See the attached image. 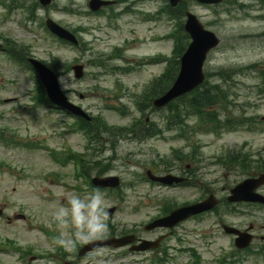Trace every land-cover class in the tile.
I'll return each mask as SVG.
<instances>
[{
  "label": "rangeland",
  "instance_id": "374dc122",
  "mask_svg": "<svg viewBox=\"0 0 264 264\" xmlns=\"http://www.w3.org/2000/svg\"><path fill=\"white\" fill-rule=\"evenodd\" d=\"M24 1L25 5L30 4L29 0ZM88 1L52 0L47 9L41 8L36 14L43 22L48 16L61 27L72 30L82 44V48L76 49L52 40L38 27L40 20L32 24L24 19L20 11L14 10L5 17L6 9L0 5V14H3L0 16V46L5 51H0V135L13 137L20 144H33L23 147L0 140V264H62L59 256L54 260L49 258L50 253L55 256L56 245L46 232L54 236L58 234L53 212L59 205H67L72 195L84 196L91 192L88 182L82 176H75V161L61 166L50 158V150L64 153L69 149L85 154L80 157L87 164L91 177L96 176L99 165H102L109 169L105 176L120 178L122 186L119 192L99 191L104 196L105 213L108 208L116 207L110 218L106 216V222L117 234L142 229L158 216L164 206L168 205L170 211L175 209L173 207L199 201L204 190L218 198H225L231 188L248 176L211 164L217 156L238 149L244 143L248 145L245 148L242 146V150L252 156L251 160L259 154L264 156V127L255 134H249L245 129L215 137L189 132L188 140L169 132L143 143L119 139L112 146L103 132L107 128L120 130L135 119H144L143 115L162 126L166 114L164 109L155 112L147 110L141 114L134 101L163 72L165 66L148 65L125 75L112 71V68L134 65L140 58L158 54L170 56L173 43L166 36L174 28V21L163 16L150 21L144 18V14H154L163 5L160 0H128L132 13L122 15L115 22L109 21L108 11L101 16L86 14ZM4 2L12 3L11 0ZM65 8L74 9L76 13L68 14ZM113 11H121V5H114ZM188 11L221 40L204 64L210 84L219 85L223 95H234L230 100L236 105L237 114L257 116L259 119L264 117V97L251 93L257 82L254 75L238 74L234 76L236 84L229 79L225 81L223 77L224 73L227 75V72L253 64H257V68L264 67V3L236 0L208 9L190 2ZM7 46L22 49L24 55L54 65L60 73V88L67 92L70 101L92 117L102 119L97 124L92 121L91 126L94 129L92 133H101L100 139L104 144L93 142L89 153L84 135L73 130L69 117L47 107H39L35 111L30 109L34 105V77L24 66L9 60ZM114 48L123 49L121 59L113 55ZM75 64L84 67L85 76L80 80H75L70 70ZM62 77L65 78L64 87L61 85ZM246 96L252 100L242 106L240 103L248 99ZM182 103L175 101L174 105ZM121 106L126 107L123 114L111 109ZM187 123L194 127L195 119L191 118ZM174 149L182 150V157L194 156L192 166L189 160L176 161L171 155ZM185 164L189 166L194 186L167 188L140 179L149 169L157 175H179L185 171ZM16 215L25 218L13 219ZM220 221L242 229L252 225V234L256 238L250 246L251 251L256 253L259 248H264V210L250 209L226 214L224 205L217 213L182 223L175 229L181 240L171 238L169 244L194 249L199 260L196 263V258L189 254V264H220L219 257L222 255L241 258L237 264H264L263 256H252L251 252L235 254L237 250L233 241L219 229ZM160 232L157 230L155 234ZM7 239L21 246L23 251L29 249V254L21 259L19 252L4 250ZM73 251L66 252L72 254ZM170 253L167 264H186L185 256ZM81 259L78 264H125L129 257L119 251L99 249Z\"/></svg>",
  "mask_w": 264,
  "mask_h": 264
},
{
  "label": "clouds",
  "instance_id": "9594fccd",
  "mask_svg": "<svg viewBox=\"0 0 264 264\" xmlns=\"http://www.w3.org/2000/svg\"><path fill=\"white\" fill-rule=\"evenodd\" d=\"M64 79L61 78L62 87ZM106 215L104 196L98 190L84 196L72 195L67 205H59L53 212L58 233L54 243L70 252L78 244L104 239L108 232Z\"/></svg>",
  "mask_w": 264,
  "mask_h": 264
},
{
  "label": "water",
  "instance_id": "95a60500",
  "mask_svg": "<svg viewBox=\"0 0 264 264\" xmlns=\"http://www.w3.org/2000/svg\"><path fill=\"white\" fill-rule=\"evenodd\" d=\"M179 0H170L172 4H175ZM200 2L204 3H212L216 2L218 0H198ZM97 6L91 5V9L95 10ZM187 29L189 32H191L193 38L195 39V43L192 46L188 56L183 61V68L181 71V75L179 77L178 82L176 83L175 87L160 101H158V105H163L167 103L170 99L174 98L175 96L190 90L192 87L199 84L202 80L201 74H200V65L201 61L203 59V56L206 52V50L211 47L214 43L211 41L210 43H204L201 42L198 33H201L200 28L197 26L196 22L192 19L189 20ZM56 31V30H55ZM58 32V31H57ZM54 88V85H51ZM104 184V183H103ZM185 211V209L177 211L175 214ZM197 212L195 208L189 207L187 212L184 216L187 214H192ZM176 220L174 221V223Z\"/></svg>",
  "mask_w": 264,
  "mask_h": 264
},
{
  "label": "trees",
  "instance_id": "16d2710c",
  "mask_svg": "<svg viewBox=\"0 0 264 264\" xmlns=\"http://www.w3.org/2000/svg\"><path fill=\"white\" fill-rule=\"evenodd\" d=\"M180 50V46H179ZM180 53V52H179ZM176 74V73H175ZM175 74L167 73L159 81H157L152 88V97H157L163 94L167 89L170 82L174 80ZM213 99L215 100L214 95H211V88H207L205 85L202 86L201 90L198 91L195 96L192 98L191 103L199 105L201 101L209 102ZM228 163L238 165L242 170L246 169L245 160L240 158V156H235L229 159ZM262 167L257 166L255 170H260Z\"/></svg>",
  "mask_w": 264,
  "mask_h": 264
}]
</instances>
